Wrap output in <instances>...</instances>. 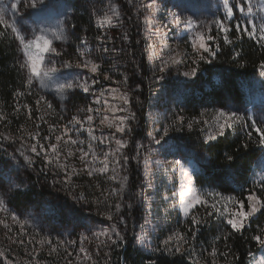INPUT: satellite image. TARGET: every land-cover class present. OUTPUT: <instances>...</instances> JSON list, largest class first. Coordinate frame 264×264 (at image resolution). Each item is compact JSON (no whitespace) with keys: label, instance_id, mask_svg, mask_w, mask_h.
<instances>
[{"label":"rangeland","instance_id":"374dc122","mask_svg":"<svg viewBox=\"0 0 264 264\" xmlns=\"http://www.w3.org/2000/svg\"><path fill=\"white\" fill-rule=\"evenodd\" d=\"M230 2L234 4L235 0H230ZM14 3L16 0H0V6L5 8L6 18L17 20L22 29L29 33L31 28L37 24L43 27H56L58 22H63L66 39L54 42V46L63 52L62 57L56 58L57 66L61 60H72L75 63L82 59L77 53V46L80 45V38L83 37H87L91 50L90 58L103 66L100 74H93L83 68L61 69V73L64 75L57 74V82H63L65 78L70 79V74L88 77L89 83H91V79L97 81V84L91 86L89 92H84L82 89L69 90L63 100L56 94L54 86L41 89L39 82H34L33 85L38 89L39 95L47 97L52 102L57 116H63L64 124H67L71 117L77 114L79 108L91 106L94 109H100V112L93 113L96 119L91 125L94 128L91 135L106 138L104 142L91 141L95 152L100 154L116 148L114 139L111 145L107 143L115 129H109L99 124L102 115H112L108 106L103 104V100L107 99L113 106H122L120 100L113 99L119 93H111L107 90L118 89L119 92L127 91L129 93L132 102L130 106L125 107L135 113V119L130 121L132 125L130 134L116 133V139L130 141L128 147L117 154L118 157H121L123 169L115 164L111 165L116 168L117 181H109L107 176L90 178L86 174H81L78 177H73L77 187L70 190L60 183L53 186L54 179H62V174L59 177L55 175L57 170L54 167L49 166L44 172V176L42 171L38 170L36 163L42 162L41 158L36 157L29 149V146L35 142L17 138L9 140L11 145L5 153V157L0 161V194L7 192L5 200L9 209L7 213L0 212V220H5L9 225L8 228H5L3 224H0V250L11 252L19 264H60L62 260H67L66 264H91V261L86 259L77 260V255H82L79 253L81 246L79 237L81 234L90 235V231L100 227L115 224L124 238L128 235L134 237L136 245L143 250L154 248L157 245L163 247V241L177 229L188 235V231H183V229L184 225H190V216H185L179 205L171 206L173 204L172 193L178 190L181 182L180 174L171 171L165 174L164 170L171 169L172 161L180 159L186 164L191 161V165L196 170L194 177L199 172H203V168L207 164L206 158L203 152L198 149L195 141L185 139L184 132L188 130L186 126L188 122H193L191 130L192 133L196 132V135L205 136L213 129L202 122L196 123L197 120L190 118L189 116L192 115L187 110L191 106L189 87L191 84H199L196 77L181 75L195 66L192 63V47L190 43L185 42L189 39L192 30L183 24L163 29L162 24H166L171 19V12L181 16H193V18L207 23L217 17L223 18V0H46L47 7L42 10L21 7L19 11L11 8ZM141 4L152 5V9L140 7ZM110 5L118 6L121 16L112 27L99 28L95 23L93 10L107 11ZM77 7L80 8V11L77 10ZM157 8L159 11L155 10ZM149 12L156 21L155 27H160L162 31L168 33L165 40V58L168 49H178V59L181 60V63L171 66L164 73L157 70V65L160 63L159 38L151 35L145 37L144 35L143 16ZM80 14L91 21L92 25L86 32H83L81 25L77 26L76 24L79 20L75 21L74 17L80 18ZM237 15H240L238 10ZM257 23H259L258 18ZM125 34L127 39H124ZM212 34L217 35L215 28H213ZM97 37H103V40H97ZM151 45H156L155 49L150 47ZM105 47L108 49L107 52L103 51ZM153 51L156 55L150 60L149 54ZM205 55L208 57L207 53ZM106 75L111 79H106ZM159 75H163L164 80L156 79V76ZM125 77H127L126 83H124ZM102 90L105 91L103 97H100ZM80 96H84L85 100H80ZM136 97H139L138 101ZM98 98L100 103L96 102ZM214 109L219 108L202 107L200 114L196 115L200 117H198V121L207 120L211 124ZM225 109L242 112L246 117L255 118L257 124H260L261 119L264 118V76L258 74L243 82L241 98L232 101L230 106ZM202 113L203 115H201ZM128 114V112L115 113V115ZM174 114L184 117L185 130L182 132L170 131L169 136L165 138L167 143L161 141L159 145L154 144L151 136L159 139L162 129L175 119ZM250 123L251 119H249ZM77 127L79 131L72 133L73 139L84 141L85 143L79 146L87 150V143L90 141V134L87 131L89 125L85 122L83 126ZM58 134H60L59 130ZM137 142L145 145V148L140 150L139 158H137L135 148ZM170 145L176 146L177 150L173 152ZM72 147L75 148V146ZM18 150H23L26 155H31L34 163L29 164ZM123 155L128 157L127 162L123 161ZM13 157L15 158L13 159ZM145 157L149 160L152 173L148 179L154 185V188L146 189L145 192L152 201V213L147 217L149 221L147 225H145V205L142 203V198L136 195L145 183L143 168ZM88 159H91V155ZM156 161L159 164L154 163ZM69 163L70 165L75 163L77 168L83 167L78 160H70ZM95 166L99 167L100 165L96 164ZM262 168H264V156L261 158L258 175L262 174ZM111 174L110 172L108 175ZM121 175L129 177L123 201L112 197L111 202L131 203L133 207L130 210L124 208L112 221L100 214L108 210L102 205L97 210L96 204L93 203L94 205L89 208L88 203L75 199L82 187H96L97 181L106 190L118 187ZM35 180L42 181L40 183L44 188V194L27 201L24 195L31 191ZM196 187L200 188L197 185ZM96 192L99 196L100 189L97 188ZM165 195L169 197L168 200L163 199ZM20 197L24 198V202ZM18 200L22 202L20 206L16 203L19 202ZM10 212H15L21 220L31 221L30 224L25 225L23 232L20 230V225L11 219ZM121 216L123 221L120 220ZM141 225H145L144 231L147 234L143 243L140 240ZM45 236H50L53 244H57V238L65 241V244L58 246L56 251L49 255L50 246L39 244V241ZM18 239H24L23 246L16 242ZM73 240L77 243L74 245L67 243ZM83 246L92 254V259L96 261V264L109 263L113 247H102L97 240L85 241ZM97 247H100L99 252L96 251ZM186 247L187 244L183 245L182 250ZM194 256L196 254L192 259ZM262 257H264V248L252 257L250 264H258Z\"/></svg>","mask_w":264,"mask_h":264},{"label":"snow or ice","instance_id":"6c2138e0","mask_svg":"<svg viewBox=\"0 0 264 264\" xmlns=\"http://www.w3.org/2000/svg\"><path fill=\"white\" fill-rule=\"evenodd\" d=\"M23 7L26 9H37L42 10L47 7L46 0H16V3L11 5V8L19 11ZM140 7H147L152 9V5H143ZM159 11V9H155ZM223 10L224 17L212 20L210 23L204 22L193 18V16H181L178 13L171 12V19L167 21L166 24H162L163 29H169L170 26H179L183 24L186 28L191 29V35L186 43H190L193 56L192 63L195 65L191 68L190 71H185L181 73L184 77H196L200 70V62L211 63V60L205 55L216 57L217 51L220 49V44L218 42V37L220 34L223 35V40L227 44H232L233 41L229 39V33L235 30L238 39H242L245 35L249 39H254L257 44L264 49V0H235V3H231L230 0H223ZM240 14L239 16L237 15ZM93 15L95 17V23L99 28L112 27L115 21H118L121 13L116 5H110L107 11H97L93 10ZM257 18L259 23H257ZM143 22L145 25L144 35L148 37L149 35L159 38V60L160 63L157 65V70L160 73L166 72L171 66L178 65L181 63V60L178 59L179 52L178 49H168L167 57L165 58V40L168 33L162 31L160 27H155L156 21L152 16L151 12L143 16ZM0 26L3 30H0V36H5L10 34L19 42V51L23 54L24 59L19 62V68L25 70V79L24 84L27 88H31L34 82L38 81L41 89L54 86L56 89V94L60 96L63 100L65 94L69 90L82 89L84 92H89L91 86L97 84L95 79H91L89 83V78L84 76L71 75V78H65L63 82H57L58 76H63L61 69L68 68H83L88 70L93 74H100L101 64L96 60L91 59V50L88 45L87 37L80 38V45L77 46V53L82 58L77 62L72 60H61L59 66H57V59L63 56V52L58 50L54 46L55 41H64L66 39L65 30L63 22H58L56 27H43L37 24L35 27L31 28L30 33L22 29L18 24L17 20L6 18L5 8L0 6ZM213 28L217 30V35H212ZM10 30V33H9ZM124 39H127L125 34ZM97 40H103V37H97ZM213 43H215V50L213 49ZM155 49L156 45H151ZM104 52H107L108 49L105 47ZM51 54V55H50ZM156 53L153 51L149 54V59L151 60ZM240 53L236 52L235 57H239ZM243 65H241L242 67ZM260 73L264 76V61L260 62L259 65ZM106 79H111L110 76H105ZM163 75L156 76L158 80H164ZM127 77L124 79L126 83ZM105 90L100 92V97H103ZM111 93H119L118 96H114L113 99H118L122 102V106H113L109 103L107 99L103 100V104L108 106V110L111 111L112 115H102V118L99 120V124L106 126L109 129L114 128L115 132L111 133V138L107 140V143L111 145L112 140H115L116 148L114 150L110 149L107 152H101L97 154L93 149V144L91 141H100L104 142L105 137H97L91 135L94 132V128L91 126L95 121L96 117L93 113L100 112V109H94L91 106L77 109V114L73 115L67 124H49L48 130L49 135L42 136L40 132H28V137L35 140V143H32L29 146L30 152L34 153L36 157L41 158L43 167L41 168L42 172H45L49 166L54 167L57 171L55 175L57 177L61 176L62 179H54L52 181L53 186L57 183H60L65 186L66 189L70 190L71 188L77 187L73 181V177H78L81 174H86L88 177L96 176H107L109 181L116 182L118 175L116 173V168L111 167L112 164H115L117 167L123 169V164L121 163V157H118L117 154L121 153V150L128 147L130 143L129 140L125 139H116V133L121 134H130L132 130L131 120L135 119V113L130 112L128 107L132 102L127 91L119 92L118 89L107 90ZM16 96H24L25 92L17 90L15 93ZM136 100H139V97H136ZM41 101L44 102L45 109L55 112V108L51 101L45 96H39L35 100V104L39 106ZM97 103H100L98 98ZM21 107L26 109V114L29 119L32 117L33 108L31 105H22ZM118 112H128V115H115ZM83 114V117H81ZM175 119L172 120V123L165 126L162 129V132L157 139L155 136H151V140L154 144H161V141H165V138L169 136L170 131L182 132L184 130V117L178 114H174ZM203 115V113L201 114ZM0 119H7L0 114ZM38 119L43 122L45 121L44 116L41 115ZM60 120H63V116H59ZM249 119L251 123L249 124ZM87 122L89 127L87 128L88 133L90 134V141L87 143V150L84 147L79 145L84 144L85 142L78 139H73L72 133L74 131H79L77 126H83ZM196 123H204L209 125L210 129L204 137V142L208 143L210 141L217 140L218 137H223L229 130H233L237 125L244 127L248 125L252 131L246 133L247 140L256 144L261 149H264V118L261 119V123L257 124L255 118L246 117L244 113L239 111L226 110L225 108L214 109L212 112V122L209 124L207 120L195 121ZM36 128H39L40 125L36 124ZM193 127V122L187 123V128L191 130ZM23 129V125H21ZM59 130L60 134L54 135V133ZM203 131V129H202ZM253 132L256 134V138L253 139ZM4 139L12 140V136H4ZM24 139V137H21ZM41 140L44 142L41 143ZM167 143V141H165ZM72 146H75L73 148ZM170 149L175 152L176 146L170 145ZM244 149L249 147V143L245 142L242 144ZM23 149V145L21 146ZM137 158L140 156V150L145 148V145L137 142L135 144ZM20 155L28 161L29 164L34 163L33 157L31 155H26L23 150H18ZM91 155V159L88 157ZM226 155L227 161H232L234 157L232 155ZM112 157V159H110ZM15 157H13L14 159ZM124 162H127L128 157L126 155L122 156ZM70 160H78L83 167L77 168L75 163H69ZM159 164L158 161L154 162ZM99 164V167L95 165ZM145 183L144 187L136 193L138 197L142 198V203L145 205V225L149 223L147 217L152 213V201L145 194L146 189L154 188L153 183L148 179L152 173L150 171L149 160L145 157L143 161ZM165 174L169 171L175 173L179 172L181 177V182L177 191L172 193L173 204L172 207L179 205L183 209L185 216H190L191 223L188 226L187 231L191 232L192 235L188 236L185 232H181L178 229L170 233L167 238L163 241V247L157 248V252H165L168 255H176L184 253L182 252L183 245H190L186 251L189 256H193L195 253V248L192 245V242L196 240L195 233L199 231V225L208 223L206 217H211L215 215L217 220H222L228 226H230L232 232L218 235L215 237V240H223L225 242L224 247L227 251L219 253L218 249L213 246L211 251L208 252L209 260L206 264H216V258L219 254L223 256L226 260L231 255L233 261L238 260L239 257L232 255L231 248L228 246L227 241L229 240L232 234H241L246 231L247 227L250 226L252 218L257 214L261 213L264 210V168H262V174L259 175L258 179L253 180V187L251 189H245L247 193L243 198H238L235 195L225 196L223 193L216 191H208L203 188L196 187L194 172L196 171L191 165V161L187 164L180 160L175 159L171 163V169H165ZM111 175H108L109 173ZM129 177L127 175L119 176V186L111 189H104L101 186V183L97 181L96 187L100 189V195L94 197L91 203L96 204L97 210L99 206H103L107 211H104L100 214L104 215L107 220L112 221L115 216H118L124 208L132 209L133 205L131 203H122L116 202L112 203V197H115L119 201H123V195L126 191L127 181ZM257 186L259 189V194H257ZM19 187V185H16ZM11 191V189H9ZM107 192V195H105ZM6 193L0 194V212H9L7 203L5 200ZM75 199L84 200V194L80 193ZM164 200H168L167 195L163 196ZM213 202L210 203L209 201ZM88 203V201H85ZM203 207L206 209H211V211L206 212V216H200L195 214L197 207ZM11 219L20 225L21 232L24 231L25 225L31 223V221L25 219L21 220L15 212L9 213ZM120 220L123 221V217H120ZM0 224H3L5 228H8L9 225L5 220H0ZM145 225H141V236L140 240L143 243L146 240V232L144 231ZM39 230L37 229V232ZM264 228L257 226L256 234H253L250 239L255 241L258 245L264 248ZM103 237L104 239H100ZM11 239V237H9ZM92 240L99 241V245L102 247H118L125 243L124 235L121 234L120 230L115 226V224L109 225L108 227H100L94 231H90L89 234H81L79 241L81 246L79 247V253L82 255H77V260L81 261L86 259L91 261V264H96V261L92 259V254L83 246L84 242H91ZM57 244H53V240L50 236L43 237L40 241V245L47 244L50 246L51 250L49 255L56 251L57 247L64 245L65 241L59 240L57 238ZM21 246L24 245V239H18L16 241ZM69 245H74L77 241H68ZM97 252L100 251V247H97ZM4 252L0 251V256H3ZM71 255V253H69ZM251 255V254H250ZM8 264H14L13 261H9ZM155 264V262H151ZM192 264H200V256H194ZM258 264H264V257L258 261Z\"/></svg>","mask_w":264,"mask_h":264},{"label":"trees","instance_id":"16d2710c","mask_svg":"<svg viewBox=\"0 0 264 264\" xmlns=\"http://www.w3.org/2000/svg\"><path fill=\"white\" fill-rule=\"evenodd\" d=\"M77 10L80 11V8L77 7ZM74 18L75 21L79 20L76 24L82 26L83 32H86L88 27L92 25L91 21L83 14H80V18L78 16ZM0 30H3L2 26H0ZM229 39L233 41L232 44H227L223 40V35L220 34L218 37L220 49L217 51L216 57L208 56L211 63L200 62V70L196 76L199 84H191L189 87L191 106L187 110L192 115L189 116L190 118L198 121L199 116L196 115L200 114V109L204 106L228 108L232 101L241 98L242 83L261 74L259 65L261 61H264V49L254 39H249L246 35L242 39H238L235 30L229 33ZM213 49L215 50V46ZM236 52L240 53L239 57H235ZM23 59V54L19 51V42L16 39L10 34L0 36V114L7 118L0 119V161L5 157V153L11 145L8 139L3 138L4 136H12L17 139L24 137L23 140L25 141L35 142L34 139L28 137V132L38 131L42 136H47L50 134L49 124L55 123L59 126L65 123L59 118H55L59 117L57 111L52 112L45 109L42 102L39 106L35 104V100L40 95L34 85L27 88L24 84L25 70L19 68V62ZM241 65L243 66L241 67ZM17 90L24 91L25 95L16 96ZM79 99L85 100L84 96H80ZM22 105L32 106L31 119L28 118L26 109L21 107ZM41 115L44 116L47 123L38 119ZM36 124H39L40 127L36 128ZM21 125H23V129H21ZM248 131H252L248 125L244 127L237 125L235 129L229 130L225 136L218 137L217 140L208 143L204 142V136L196 135V132L192 133V130L188 129L184 132L185 139L195 141L207 161L203 172L195 175L197 186L208 191L223 193L225 196L235 195L238 198H243L247 194L244 190L251 189L253 180L259 178L261 158L264 156V149L247 140L246 133ZM57 134L58 130L54 135ZM255 138L256 134L253 132V139ZM43 142L41 140V143ZM245 142L249 143L247 149L242 147ZM225 154L232 155L234 159L227 161ZM36 166L41 171L43 164L37 162ZM42 173L44 176V172ZM40 181L35 180L31 191L25 193L24 196L27 201L44 194V188ZM256 190L259 194L258 186ZM96 191L95 186L93 188L84 186L79 192V194H84L85 199L82 201H88L89 208L94 205L91 203L93 198L98 196ZM20 199L24 202L23 197ZM18 201L16 203L20 206L22 202L21 200ZM209 202L212 203L213 201L210 200ZM207 211H211V209L198 206L195 214L206 216ZM206 219L208 223L198 226L199 231L195 233L196 240L191 245L195 248L194 254L200 256V264H206L209 260L208 252L213 246L218 249L219 253L227 251L224 247L225 242L223 240L217 241L215 237L232 232L230 226L222 220H217L215 215L206 217ZM189 221L191 223V220ZM258 225L264 228V210L252 218L250 226L247 227L243 235L234 233L227 241L232 255L238 256L239 259L233 261L230 255L226 260L218 254L216 264H250L252 257L262 250L260 245L250 239L253 234H256ZM188 226L184 225L183 231H186ZM261 234L264 235V233ZM191 235L192 233L188 232V236ZM189 247L190 245H187L182 250L183 255L179 253L168 255L165 252L155 251L157 248H162L160 245L143 250L136 245L134 237L128 235L125 237V243L112 248V256L108 264H151L153 261L155 264H192L193 256H189L186 251ZM0 251L4 252V255L0 256V264H8L9 261L19 264L11 252ZM67 262V260H62L60 264Z\"/></svg>","mask_w":264,"mask_h":264}]
</instances>
